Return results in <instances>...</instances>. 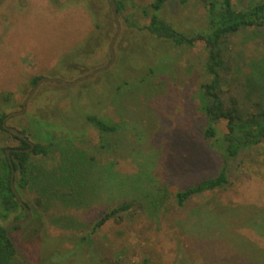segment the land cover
Wrapping results in <instances>:
<instances>
[{"label":"rangeland","instance_id":"1","mask_svg":"<svg viewBox=\"0 0 264 264\" xmlns=\"http://www.w3.org/2000/svg\"><path fill=\"white\" fill-rule=\"evenodd\" d=\"M92 1L0 0V96L11 94L23 106L34 78L72 82L109 63L114 32L99 47L88 42L94 34L93 20L99 18L90 7ZM94 1L97 9L107 4ZM205 1L209 0L183 5L182 0H170L161 17L177 31L194 35L207 26ZM252 1L232 0L236 9ZM133 2L124 16H133L143 26L135 6L143 8L153 0ZM231 40L229 48L237 59L234 71L252 75L253 91L264 93L259 88L264 87V77L258 76L264 64V28L246 30ZM115 53L118 63L105 76L100 73L74 87L43 84L26 113L8 122L26 130L33 144L53 142L64 150H81L89 158V201L79 210L47 203L46 216L50 221L58 218L49 225L48 235L75 242L104 211L135 200L143 209L110 220L93 235L85 253L92 264H143L145 259L149 264H264L261 149L236 161L229 188L195 196L182 208L175 204L176 192L215 176L223 165L203 138L205 119L196 109L197 85L208 80L206 44L174 48L167 40L122 23ZM149 66H155L151 74ZM148 73L145 82H138ZM125 82L129 85L116 91ZM55 107L58 112L50 115ZM0 110L10 114L22 108L11 110L0 100ZM97 110L116 126L115 133L84 123V115ZM219 128L226 132V122ZM19 144L0 133L1 146ZM59 161L58 153L34 158L46 171L57 170ZM37 197L33 189L27 195L30 200ZM65 246L71 248L72 243Z\"/></svg>","mask_w":264,"mask_h":264},{"label":"trees","instance_id":"2","mask_svg":"<svg viewBox=\"0 0 264 264\" xmlns=\"http://www.w3.org/2000/svg\"><path fill=\"white\" fill-rule=\"evenodd\" d=\"M169 1L153 0L150 5L143 8L135 6L144 20L141 26L133 16H124L127 7L133 6V0H115L121 24L125 23L133 30H141L153 39L167 40L174 48H195L197 42L206 44L208 56L204 75H207L208 80L197 85L199 90L196 109L205 119L203 138L220 156L223 165L215 176L196 182L174 194L175 204L182 208L195 196L229 188L232 185L231 176L235 163L241 156L245 157L252 149H261L264 154V93L258 94L260 92L253 91L256 85L249 80V78L253 80L252 75L245 76L237 70L234 71L233 62L237 59L229 48L231 39L239 33L264 28V0H254L240 9L235 8L232 0L205 1L207 26L194 35L177 31L173 24L161 17V12ZM188 2L189 0H182L183 5ZM96 6L98 5L93 0L90 7L93 12L99 14V18L93 20L94 34L89 37L88 42H94L96 47H99L110 40L113 32L116 33L117 25L109 0L104 4V8L97 9ZM106 25L109 26L108 29ZM122 38L123 36L120 39ZM148 69L151 74L155 66H149ZM109 70L104 72V76L110 72ZM259 72L258 76L264 77V64ZM149 73L143 75L138 82H145ZM39 79V77L33 79L32 88ZM261 82L262 80L259 83ZM127 85L128 82L118 85L116 91ZM259 88L261 90L264 87ZM0 100L9 105L11 110L22 108L11 94L0 96ZM57 109L55 107L50 115L57 113ZM7 111L9 110H0V133L20 142L19 146L12 149H29L27 142L3 129V121L9 115ZM99 111L84 115V123L102 133H115L116 126L110 125L102 118ZM221 122H226V132L220 130ZM21 132L27 137L26 130ZM34 145L31 152H11L16 170L15 187L23 202L31 210L32 220L25 225L15 226L10 230V234L17 247L32 264H92L85 253L93 243V235L110 220L143 209V205L132 200L109 208L91 224L89 232L75 242L71 239L67 241L62 235L49 236V225L57 222L58 218L54 220L51 218L50 221L46 216L47 212L43 208L47 207V203H57L79 210L84 202L89 201L91 195L87 189L89 158L81 150L76 148L64 150L63 147H55L53 142H38ZM6 149L8 147L0 145V264H25L6 231L10 222L21 221L27 217L25 208L16 199L12 190V171ZM57 153L60 166L55 171L43 170L34 163L35 157L46 158ZM241 164L242 161L239 165ZM32 189L38 192L39 197L30 200L27 195ZM67 242L72 243L71 248L65 246ZM149 263V259L143 262Z\"/></svg>","mask_w":264,"mask_h":264},{"label":"water","instance_id":"3","mask_svg":"<svg viewBox=\"0 0 264 264\" xmlns=\"http://www.w3.org/2000/svg\"><path fill=\"white\" fill-rule=\"evenodd\" d=\"M111 7H112V11H113V17L114 20L116 22L117 25V30L116 33L114 35V37L112 38L110 44H109V54H110V61L109 63H107L105 66H102L100 68L95 69L92 73L83 76L79 79H76L75 81H64L61 79H51V78H40L39 81L37 82V84L32 88V90L30 91L28 97L26 98V100L23 103L22 106V110L20 111H15L10 113L3 121V129L6 130L7 132L11 133L12 135L18 137L19 139H22L23 141L27 142L30 146L29 149H25V150H20V149H12V148H8L6 149V154L8 157V160L10 161V165H11V182H12V190L16 195V199L19 201V203L25 208L26 210V215L27 217L21 221H12L7 225L6 231H7V235L9 237V239L12 241L14 247L16 248V251L18 253V255L20 256V258L25 262V264H32L30 262V260L21 252V250L17 247L16 243L14 242L11 234H10V230L12 228H14L15 226H22L25 225L26 223L30 222L32 220V212L31 210L28 208V206L23 202L21 196L18 194L17 189L15 187V175H16V170L11 158V152L14 151L16 153H24V152H31L33 151L35 145L32 142H29L27 137L18 129L12 128L10 126H8V121L13 118V117H20L22 115H24L27 111V105L30 102V100L33 98V96L35 95V93L38 91V89L46 83L49 84H62L64 86H68V87H74L77 86L83 82H86L88 80H91L92 78L95 77V75H99L100 73L105 72L106 70L112 68L115 65L116 62V53H115V47H116V43L120 37L121 34V23H120V19H119V13H118V7L116 5L115 0H109Z\"/></svg>","mask_w":264,"mask_h":264}]
</instances>
